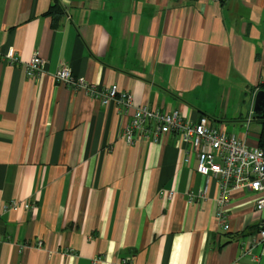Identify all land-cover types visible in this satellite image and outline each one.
<instances>
[{"label":"crops","instance_id":"crops-1","mask_svg":"<svg viewBox=\"0 0 264 264\" xmlns=\"http://www.w3.org/2000/svg\"><path fill=\"white\" fill-rule=\"evenodd\" d=\"M9 48L19 61L0 63V208L20 206L0 216V264H264L263 248L241 244L262 225V193L233 189L221 205L219 182L175 135L130 144L133 107L54 76L67 64L134 105L207 115L257 146L262 122L247 120L264 79V0H0ZM35 53L48 64L31 77Z\"/></svg>","mask_w":264,"mask_h":264},{"label":"built area","instance_id":"built-area-1","mask_svg":"<svg viewBox=\"0 0 264 264\" xmlns=\"http://www.w3.org/2000/svg\"><path fill=\"white\" fill-rule=\"evenodd\" d=\"M7 60L9 64L18 63L19 55L14 48L0 52V63ZM48 60L35 53L26 63L28 76H40L46 69ZM56 81L72 86L74 89H84L93 97L98 98L103 105L115 103L125 108L133 107V114L124 128V136L130 144L139 140L159 142L164 135L173 134L188 146L190 155L197 158V171L206 178H215L221 187V196L218 202L223 205L229 199L233 189L248 187L263 195L258 199L256 208L264 209V148L253 146L241 139L235 133H228L215 127L212 119L202 115L198 120L186 117L180 110H162L157 105L133 104L130 92L120 90L117 84L97 86L87 82L81 75H75L71 67L63 64L54 73ZM258 90L254 92L256 96ZM254 117L251 110L248 122ZM20 206L18 200L4 203L0 208V216L16 210ZM25 208L31 203L24 202ZM218 216L223 228L228 230L230 225L226 222L224 213L220 209ZM0 233V240H4ZM41 243V241H40ZM241 244L245 251H252L255 247L264 249V220L261 227L246 237ZM124 263L134 264L135 259H123Z\"/></svg>","mask_w":264,"mask_h":264},{"label":"trees","instance_id":"trees-1","mask_svg":"<svg viewBox=\"0 0 264 264\" xmlns=\"http://www.w3.org/2000/svg\"><path fill=\"white\" fill-rule=\"evenodd\" d=\"M64 13H65V9L63 8V6L60 3L52 4L50 6L48 12H46V14L51 15L53 19H57L58 16L60 17ZM258 86H259V89L264 90V79L262 80V82ZM255 117L262 122L259 145L262 148H264V111L261 114L255 113Z\"/></svg>","mask_w":264,"mask_h":264},{"label":"water","instance_id":"water-1","mask_svg":"<svg viewBox=\"0 0 264 264\" xmlns=\"http://www.w3.org/2000/svg\"><path fill=\"white\" fill-rule=\"evenodd\" d=\"M264 111V90L259 89L255 96L254 112L261 114Z\"/></svg>","mask_w":264,"mask_h":264}]
</instances>
